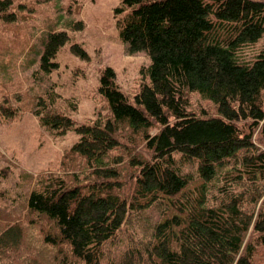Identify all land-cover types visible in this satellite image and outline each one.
Wrapping results in <instances>:
<instances>
[{"label":"trees","instance_id":"1","mask_svg":"<svg viewBox=\"0 0 264 264\" xmlns=\"http://www.w3.org/2000/svg\"><path fill=\"white\" fill-rule=\"evenodd\" d=\"M17 17L13 1L0 0V25ZM113 18L127 53L149 58L132 95L106 66L97 86L106 113L88 122L58 109L53 89L31 103L20 94L14 106L0 101L2 121L31 104L42 128L78 136L60 172L38 178L21 215L58 252L30 260L26 250L21 264H259L264 0H121ZM67 27L82 30L83 22ZM68 41L64 30L46 35L33 80L58 68ZM70 51L88 59L79 44ZM190 94L215 114L189 111ZM0 222L2 264L22 235L20 224Z\"/></svg>","mask_w":264,"mask_h":264},{"label":"rangeland","instance_id":"2","mask_svg":"<svg viewBox=\"0 0 264 264\" xmlns=\"http://www.w3.org/2000/svg\"><path fill=\"white\" fill-rule=\"evenodd\" d=\"M12 1L18 10L17 20L0 25L1 102L7 98L14 106V98L20 94L22 103H31L35 96L53 89L58 95L55 106L83 123L106 113L97 94L99 74L104 67L113 69L115 81L124 93L132 95L137 91L142 81L141 70L149 64V58L144 52L127 53L118 38L113 9L121 0ZM79 20L83 22L82 30L67 27ZM62 30L69 41L55 56L58 68L48 75L38 74L39 79L33 80L46 35ZM75 43L87 52V60L70 51V45ZM28 105L14 118L0 119V170L8 168L7 176L0 179V218L20 224L22 235L18 246L9 248L12 259L5 257L2 264H21L24 257L17 256L26 250H31L30 260H40L46 252L52 259L58 252V248L45 244L41 231L31 228L34 223L23 221L25 216L21 215L25 213L27 194L35 188L38 178L59 173L64 154L78 138L73 131L59 135L42 128L31 104ZM188 106L189 111L198 115L215 114L213 105L196 94L189 95ZM257 249L254 262L264 264V248ZM112 255L118 261L115 254L107 252L111 259Z\"/></svg>","mask_w":264,"mask_h":264}]
</instances>
